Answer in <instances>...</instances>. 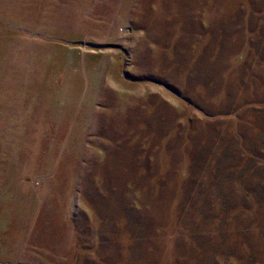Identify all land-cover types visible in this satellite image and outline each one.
Here are the masks:
<instances>
[{
  "label": "rangeland",
  "instance_id": "obj_1",
  "mask_svg": "<svg viewBox=\"0 0 264 264\" xmlns=\"http://www.w3.org/2000/svg\"><path fill=\"white\" fill-rule=\"evenodd\" d=\"M0 264H264V0H0Z\"/></svg>",
  "mask_w": 264,
  "mask_h": 264
}]
</instances>
